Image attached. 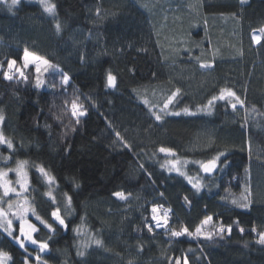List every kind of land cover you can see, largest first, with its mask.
Listing matches in <instances>:
<instances>
[{
	"label": "trees",
	"instance_id": "obj_1",
	"mask_svg": "<svg viewBox=\"0 0 264 264\" xmlns=\"http://www.w3.org/2000/svg\"><path fill=\"white\" fill-rule=\"evenodd\" d=\"M50 3L54 15L26 0L11 11L0 4V130L14 146L0 145V169L27 161L32 207L26 219L37 229V245L28 247L36 254L32 262L264 264L258 243L264 233V38H252L264 29V0ZM25 49L49 62L42 73L24 67ZM11 60L16 64L9 70ZM4 71L14 78L4 79ZM221 89L234 91L243 106L216 100L198 113ZM73 101L85 115L72 116ZM216 157L215 172L203 175L198 164ZM170 160L189 163L183 170L202 177L199 191L166 170ZM39 167L54 178L55 203L46 197ZM154 205L170 207L175 217L150 233L145 223ZM57 209L63 225L52 215ZM206 217L212 220L205 226ZM80 225L101 244L78 250ZM183 227L194 235H171ZM0 251L9 264L25 262L1 230Z\"/></svg>",
	"mask_w": 264,
	"mask_h": 264
},
{
	"label": "snow or ice",
	"instance_id": "obj_2",
	"mask_svg": "<svg viewBox=\"0 0 264 264\" xmlns=\"http://www.w3.org/2000/svg\"><path fill=\"white\" fill-rule=\"evenodd\" d=\"M20 2V0H11L10 4H8V0H0V4H7L9 11L12 10V8L14 6H16L18 3ZM40 3L43 5L44 11L49 13V14H55V4L49 3V0H40ZM56 28L57 31H60V25L59 23L56 24ZM261 35H253V40L256 43H259L261 41L262 38H264V29H260L259 30ZM31 57V61H36L37 63V71H39L40 69V64L42 63L43 65H49V62L46 59H43L42 57H39L33 53H29L27 49H25V53H24V67H27L30 60L29 58ZM16 64L15 60H11L8 62V69L11 70L13 68V66ZM201 67H210V65H206V64H201ZM17 71H20L19 69H17ZM21 77H23L24 79H27L26 76H24V73L21 71L20 72ZM3 76L4 79L6 80H12L14 77L13 75H10L8 71H4L3 72ZM68 77L65 76L64 77V82L67 83ZM42 82L37 80V84L36 86L39 87L40 84ZM108 86L110 87H114L115 86V77L111 74L108 75ZM180 90L177 89L176 93H178ZM176 93H173L172 97H169L167 102L164 104V108H168V105L172 102V99L174 98V96L176 95ZM226 97H231L233 98L236 102L235 103H231V101H229L231 103V106L233 109L236 108L237 103H239L241 106H243V101L240 100L239 96L236 95V93L230 89H221L220 91V95L218 97L214 96L212 98V100L209 101V105H211L213 103V101L220 99V100H224ZM145 103H147V101H145ZM184 112L188 115H194V113L189 112L188 109H184ZM85 111L82 110V105H78L75 101L72 102V116L73 117H79V116H83L85 115ZM170 115H180L179 112H172L169 113ZM4 117L2 114H0V121H3ZM156 119L160 120L161 117L159 115H156ZM77 123H79V120L77 119ZM7 146V148L9 150L13 149V144L11 142V140H8L5 138V136L3 135L2 132H0V145H5ZM160 152H166V153H170L171 149L168 148H164L161 147L159 149ZM220 155H224V153H220ZM5 160L10 159V157H5ZM219 159V157H216L214 160L209 161L206 164H202V168L206 173H211L213 171V169L216 167V160ZM172 163V168H176V162H171ZM27 164V161H17V165L15 168H8L6 171L4 169H0V189L3 190V196H0V203H3V197H8L11 193H15L17 196L20 195V192L17 191V189L15 187H11L12 181L6 179V177L8 176L9 172H15L16 176L18 177L17 179V183L20 185V188L24 191H27L26 188V183H27V172L25 170V166ZM38 170L47 178L49 183H52L54 181V178L51 177L50 175H48V173L45 171V169L43 167H39ZM171 170V169H170ZM177 171H179V169H176ZM181 175H183V173H181ZM189 182L191 183L192 181L189 180ZM193 187L196 188L198 191L201 187V185L199 183H195L193 184ZM50 194V193H49ZM113 195H115L116 197H118L121 200H125L127 199V197L125 196V194L123 192H116ZM68 201L69 204L71 203V197H68ZM8 203V209L11 210L13 207V203L11 200L7 201ZM233 204H236L237 201L233 200L232 201ZM244 207H247V205H243ZM152 212L155 214L157 212V208L153 207L152 208ZM12 215H16V213H12ZM52 215L55 217V219L57 221H59V223L61 225L64 224V220L60 217L59 215V209H57L56 211H54L52 213ZM21 219V224L19 226V230H20V234L21 236L26 235L25 232V227H27L28 232H27V238L29 240H31V242L33 244H36L37 241L31 238V233L35 232L37 229L35 228V226L33 224H26V221H24L23 217H20ZM37 219H40L39 216H37ZM153 220L156 221V226L160 227V226H166L167 222H168V213L167 211H165L163 213V225L161 224V218L157 217L156 215H153L152 217ZM212 220L211 217H206L205 220L202 222L203 224H208L210 221ZM41 223H44V221L41 220ZM49 228H51L50 225H46ZM0 229H3L8 236H12L13 235V224H12V220L8 219V213L5 212V210L0 207ZM149 232L152 231V227L149 226L148 227ZM228 232H231V226H228ZM253 231H256L255 228L252 229ZM219 231L221 233H223L225 231V228L223 226L220 227ZM241 232H243L244 230L241 228L240 229ZM187 233L188 235L192 236L194 235L193 233L189 232L187 227H183L180 231H176V230H171V235L178 237L181 236L183 234ZM201 234V228L197 227L195 230V235H200ZM212 238L211 234L205 235L204 239H208L210 240ZM16 242L20 245L21 248L24 247V241L20 240L19 238H16ZM258 243L260 244H264V233L260 234V238L258 240ZM97 245L101 244V241L97 240L96 241ZM47 247L46 244L41 243L40 244V249L43 250ZM80 255H83V253H80ZM10 257L8 256V254L6 252L0 251V264H4V262L6 260H9ZM175 264H181V260L178 258L175 261ZM183 264H188L187 259L185 258L183 261Z\"/></svg>",
	"mask_w": 264,
	"mask_h": 264
},
{
	"label": "rangeland",
	"instance_id": "obj_3",
	"mask_svg": "<svg viewBox=\"0 0 264 264\" xmlns=\"http://www.w3.org/2000/svg\"><path fill=\"white\" fill-rule=\"evenodd\" d=\"M26 1L37 3L44 10L43 5L40 3V0H26ZM49 3H50V0H49ZM47 14L48 15H52V14H49V13H47ZM29 60H30V62H29L27 67H34L36 72L42 73V71H44L46 66H47V65H43L41 63L40 64V69H39V71H37V63L38 62L31 61V57L29 58ZM23 65H24V57H23ZM217 100H220V99H217ZM224 100L235 101L231 97H226ZM215 101H213V103ZM211 105H209V103H208L204 107L200 108L197 112L198 113H207L211 109ZM184 114H186V113L184 112ZM1 122L2 121H0V127H1ZM0 132H1V130H0ZM2 146H6V144L2 145ZM171 162H176V168L175 169L172 168V163ZM188 165H189L188 162H184V161H180V160H170V161H168L165 164V168H166V170L168 172H171V173H176V174H180V175H181V173H183L182 176L186 177L188 182H189V180H191L192 181L191 182L192 185L195 184V183H199L201 185V182H202V177L201 176H198V177L186 176L187 174H186V172L183 169H184V167H186ZM198 167L200 168L201 173L204 175L205 171L202 168V164H198ZM216 168H217V166L213 169L212 174L215 172ZM176 169H179V171H177ZM25 170H26V166H25ZM38 173H39L41 179L43 180L44 184L46 185L47 189L49 190V192L47 191V193H46V197L49 200H51L53 203H55L54 196L52 195V193L56 189L54 181L52 183H49L47 178L39 170H38ZM6 179L11 180L12 181L11 187H15L17 189V191L20 192L19 196H17L15 193H11L8 197H3V201L4 202L0 203V207H2L5 210V212L8 213V219L12 220L13 235L9 236V237L12 240V242L15 245H17L26 254V258L24 260L25 262L23 264H34L31 259H36V254L32 255V252H31V250L28 247H35L37 245V243L33 244L31 242V240H29L27 238V232H28L27 227H25L26 235L21 236L20 230H19V234L17 236H14V234H15L14 222L18 221L19 222L18 224L20 226V224H21L20 217L21 216L23 217L24 221H26V224H31L30 220L26 219L27 216L30 213V207H32V200L30 198V189H31V187H30L29 178H28V175H27V183H26L27 191L22 190L20 188V185L16 182L18 177L16 176L15 172H9L8 176L6 177ZM0 196H3V190L2 189H0ZM9 200H11L12 203H13V207H12L11 210L8 209L7 201H9ZM64 210H65V214L66 215H70V206H69L68 202H64ZM12 213H16V215H12ZM208 224H204V225L206 226ZM0 230L2 232H4L8 236V234L3 229H0ZM33 234H34V232L31 233V238L32 239H33ZM74 234L76 235V238H77V241H78L77 246H78V250H80V251H84L86 248L91 246L89 244H93L94 245L95 242H96L95 238L84 228L83 225H80V226L76 227V229H74ZM16 238H19L20 240L24 241V247L23 248H21L20 245L16 242ZM9 262H10V259L6 260L4 262V264H9Z\"/></svg>",
	"mask_w": 264,
	"mask_h": 264
},
{
	"label": "built area",
	"instance_id": "obj_4",
	"mask_svg": "<svg viewBox=\"0 0 264 264\" xmlns=\"http://www.w3.org/2000/svg\"><path fill=\"white\" fill-rule=\"evenodd\" d=\"M153 207H156L157 208V212L155 214L152 212V208ZM165 211H167V213H168V222H167V225L166 226L157 227L156 226V221L153 220L152 217H153V215H156L157 217L161 218V224L163 225V213ZM149 213H150V215H149V221L145 223V229L147 231H149L148 230V227L151 226L152 227V231L150 233H152L153 231H160V230L165 229L166 227H168L172 223V221H173V219L175 217V214H174L173 209H171L170 207H167V206H163V205H154V206H151Z\"/></svg>",
	"mask_w": 264,
	"mask_h": 264
},
{
	"label": "crops",
	"instance_id": "obj_5",
	"mask_svg": "<svg viewBox=\"0 0 264 264\" xmlns=\"http://www.w3.org/2000/svg\"><path fill=\"white\" fill-rule=\"evenodd\" d=\"M24 57V56H23Z\"/></svg>",
	"mask_w": 264,
	"mask_h": 264
}]
</instances>
